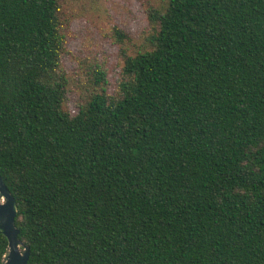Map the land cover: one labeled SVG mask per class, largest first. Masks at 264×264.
I'll return each instance as SVG.
<instances>
[{"label":"trees","instance_id":"16d2710c","mask_svg":"<svg viewBox=\"0 0 264 264\" xmlns=\"http://www.w3.org/2000/svg\"><path fill=\"white\" fill-rule=\"evenodd\" d=\"M86 1L0 0V174L27 264H264V0L111 24L112 92L101 63L62 64Z\"/></svg>","mask_w":264,"mask_h":264},{"label":"rangeland","instance_id":"374dc122","mask_svg":"<svg viewBox=\"0 0 264 264\" xmlns=\"http://www.w3.org/2000/svg\"><path fill=\"white\" fill-rule=\"evenodd\" d=\"M165 0H88L80 6V13L70 24L67 51L63 66L70 71L80 70L81 59L97 61L106 70L108 91L115 89L120 64L117 45L113 42L111 24H116L133 36L148 25L147 11ZM77 92L68 94V106L75 111Z\"/></svg>","mask_w":264,"mask_h":264},{"label":"water","instance_id":"95a60500","mask_svg":"<svg viewBox=\"0 0 264 264\" xmlns=\"http://www.w3.org/2000/svg\"><path fill=\"white\" fill-rule=\"evenodd\" d=\"M17 211L15 198L0 174V233L7 239L0 264H27L29 258V245L19 237V229L15 225Z\"/></svg>","mask_w":264,"mask_h":264}]
</instances>
